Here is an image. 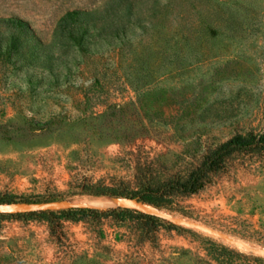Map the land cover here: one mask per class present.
I'll return each instance as SVG.
<instances>
[{
    "label": "rangeland",
    "instance_id": "obj_1",
    "mask_svg": "<svg viewBox=\"0 0 264 264\" xmlns=\"http://www.w3.org/2000/svg\"><path fill=\"white\" fill-rule=\"evenodd\" d=\"M261 135L264 0H0V202L81 204L0 213V264H264Z\"/></svg>",
    "mask_w": 264,
    "mask_h": 264
},
{
    "label": "water",
    "instance_id": "obj_2",
    "mask_svg": "<svg viewBox=\"0 0 264 264\" xmlns=\"http://www.w3.org/2000/svg\"><path fill=\"white\" fill-rule=\"evenodd\" d=\"M120 203L127 208H132L151 216H155L163 219H170V216L159 211L155 205L139 199H135L131 197H122L120 199ZM80 205L81 204L79 203L66 202L62 200L42 201V202L10 201V202H0V213L17 214V213L41 212V211L53 210L59 207L76 208ZM83 207H87V205H83ZM187 225L193 228L202 229L209 234L220 236L225 238L226 240L232 241V239L229 238L228 236H225L221 232L214 230L206 225L191 223V222H188Z\"/></svg>",
    "mask_w": 264,
    "mask_h": 264
},
{
    "label": "trees",
    "instance_id": "obj_3",
    "mask_svg": "<svg viewBox=\"0 0 264 264\" xmlns=\"http://www.w3.org/2000/svg\"><path fill=\"white\" fill-rule=\"evenodd\" d=\"M259 143L264 144V135H261L259 137ZM253 138L249 137V138H245V137H241V136H233L231 138H229L228 140H226L225 142L221 143L219 146H217L203 161V163L201 164V166L191 174V176L189 177L188 180L184 181V182H179L176 184V189H179L183 192H192L195 191L198 188V183L201 179V177L203 175H205L206 173L214 170L219 163L221 162V160L226 157L227 155H229L230 153L237 151V150H248L250 148L254 147L253 144ZM1 201V200H0ZM73 210V209H70ZM83 210L86 211H94L97 212L100 209L96 208V207H87L84 208ZM110 211V209H106L103 211ZM47 211H41V212H29V213H17L14 215H18V216H22V215H35V214H44ZM0 215H4V214H0ZM12 215V214H10ZM143 216L148 217V218H154L155 216H151L148 214H144Z\"/></svg>",
    "mask_w": 264,
    "mask_h": 264
},
{
    "label": "bare ground",
    "instance_id": "obj_4",
    "mask_svg": "<svg viewBox=\"0 0 264 264\" xmlns=\"http://www.w3.org/2000/svg\"><path fill=\"white\" fill-rule=\"evenodd\" d=\"M94 200V199H93ZM88 201V200H87ZM93 203H95V204H105L104 202H102V201H93Z\"/></svg>",
    "mask_w": 264,
    "mask_h": 264
}]
</instances>
